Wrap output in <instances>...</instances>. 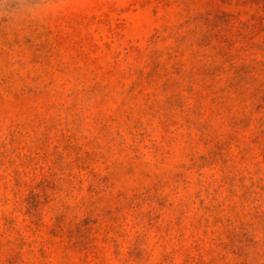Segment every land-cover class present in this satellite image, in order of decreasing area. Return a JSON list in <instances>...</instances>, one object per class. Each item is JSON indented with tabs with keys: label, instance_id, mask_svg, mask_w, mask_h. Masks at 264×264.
I'll return each mask as SVG.
<instances>
[{
	"label": "rangeland",
	"instance_id": "obj_1",
	"mask_svg": "<svg viewBox=\"0 0 264 264\" xmlns=\"http://www.w3.org/2000/svg\"><path fill=\"white\" fill-rule=\"evenodd\" d=\"M0 264H264V0H0Z\"/></svg>",
	"mask_w": 264,
	"mask_h": 264
}]
</instances>
